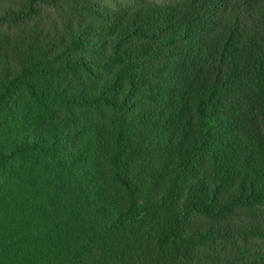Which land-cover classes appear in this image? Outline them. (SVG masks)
I'll return each instance as SVG.
<instances>
[{
	"label": "trees",
	"instance_id": "trees-1",
	"mask_svg": "<svg viewBox=\"0 0 264 264\" xmlns=\"http://www.w3.org/2000/svg\"><path fill=\"white\" fill-rule=\"evenodd\" d=\"M263 206L264 0H0V264H264Z\"/></svg>",
	"mask_w": 264,
	"mask_h": 264
},
{
	"label": "rangeland",
	"instance_id": "rangeland-1",
	"mask_svg": "<svg viewBox=\"0 0 264 264\" xmlns=\"http://www.w3.org/2000/svg\"><path fill=\"white\" fill-rule=\"evenodd\" d=\"M157 1V0H153ZM98 4L113 8L114 4H124L125 0H95ZM264 206L257 209H245L236 213L232 218L229 219L231 224H248L250 222L262 221L264 218Z\"/></svg>",
	"mask_w": 264,
	"mask_h": 264
}]
</instances>
